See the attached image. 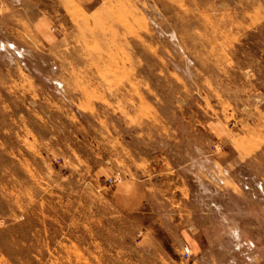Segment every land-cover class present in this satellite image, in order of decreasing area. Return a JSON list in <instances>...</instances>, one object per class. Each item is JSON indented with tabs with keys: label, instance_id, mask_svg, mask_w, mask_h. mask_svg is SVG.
I'll use <instances>...</instances> for the list:
<instances>
[{
	"label": "rangeland",
	"instance_id": "rangeland-1",
	"mask_svg": "<svg viewBox=\"0 0 264 264\" xmlns=\"http://www.w3.org/2000/svg\"><path fill=\"white\" fill-rule=\"evenodd\" d=\"M0 264H264V0H0Z\"/></svg>",
	"mask_w": 264,
	"mask_h": 264
},
{
	"label": "crops",
	"instance_id": "crops-1",
	"mask_svg": "<svg viewBox=\"0 0 264 264\" xmlns=\"http://www.w3.org/2000/svg\"><path fill=\"white\" fill-rule=\"evenodd\" d=\"M10 4L13 0H3ZM19 15L26 12L28 20L31 19V31L37 38L42 42L53 41L55 43L56 39L55 28H53L51 19L45 13H38L35 15L27 14L29 9H18ZM30 15V16H29ZM25 15L21 19L26 18ZM30 18V19H29ZM153 189L150 187L149 183L145 180H130L127 179L120 185H117L112 189V197L115 205L124 212H137L146 205L148 198L150 197V192ZM193 238V237H192ZM192 243V240L189 242ZM194 248V247H193ZM199 249V247L197 246ZM202 251L199 250V255Z\"/></svg>",
	"mask_w": 264,
	"mask_h": 264
},
{
	"label": "built area",
	"instance_id": "built-area-1",
	"mask_svg": "<svg viewBox=\"0 0 264 264\" xmlns=\"http://www.w3.org/2000/svg\"><path fill=\"white\" fill-rule=\"evenodd\" d=\"M117 181H119L118 178L114 179V180H113V183H116ZM111 182H112V181L110 180L109 183H111ZM185 254H186V256H189V251L186 250V251H185Z\"/></svg>",
	"mask_w": 264,
	"mask_h": 264
}]
</instances>
